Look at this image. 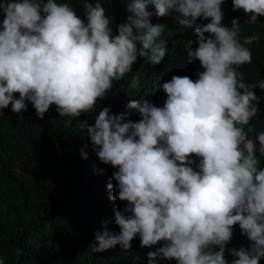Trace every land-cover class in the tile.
<instances>
[{
    "label": "clouds",
    "instance_id": "clouds-1",
    "mask_svg": "<svg viewBox=\"0 0 264 264\" xmlns=\"http://www.w3.org/2000/svg\"><path fill=\"white\" fill-rule=\"evenodd\" d=\"M224 2L131 0L127 22L114 34L101 0H83L86 20L68 2L0 0V116L9 105L22 113L29 101L40 119L52 105L60 117L79 118L92 112L114 81L133 71L138 57L160 64L168 51L161 39L166 25L150 22L148 4L158 17L175 10L182 28L195 26L198 47H189L188 54L203 69L197 79L173 75L156 83L167 95L163 106L130 100L127 107L139 110L138 121H125L103 107L94 125L81 122L99 161L117 169L112 174L117 183L107 184L109 199L127 202L115 210L119 232H110L104 221L92 252L117 244L131 249L139 235L141 248L164 242L147 253L149 264H156L157 257L178 264H229L226 245L238 224L250 247L230 249L231 264H259L264 258L259 158L264 157V131L249 136L254 131L250 122L260 111L261 97L254 89L264 90V79L247 83L238 70L252 63L248 45L260 36L241 39L238 19L225 25ZM232 3L233 11L250 16L244 23L256 24L264 16V0ZM201 17L209 22L198 23ZM142 76L140 71L132 76L129 95ZM86 147L80 148L85 159Z\"/></svg>",
    "mask_w": 264,
    "mask_h": 264
},
{
    "label": "trees",
    "instance_id": "trees-1",
    "mask_svg": "<svg viewBox=\"0 0 264 264\" xmlns=\"http://www.w3.org/2000/svg\"><path fill=\"white\" fill-rule=\"evenodd\" d=\"M68 2L77 15L86 20L83 0H57ZM95 2V0H91ZM105 14L111 19L114 34L117 26L127 22V7L131 0H101ZM147 11L153 24H164L166 28L161 39L166 41L167 53L158 65L138 57L133 71L119 82L105 98L98 100L92 112L82 113L79 118L60 117L56 106H50L40 119L31 102L27 110L15 113L11 105L3 109L0 116V258L5 264H149V251H155L164 242L149 247H140V237L132 240L131 249L125 250L117 244L104 252H92L95 233L107 229L118 233L115 224V210H123L126 201L109 199L107 184L117 182L112 178L116 168L103 164L93 151L90 137L81 122L94 125L95 116L103 107H110L113 114L123 115L125 121L141 119L138 109H130V100L145 101L163 106L167 95L156 83H164L173 75L198 78L203 71L200 62H192L188 48L198 47L195 26L182 28L171 10L169 15L158 17L155 6L148 4ZM225 13L223 23L231 26L234 19L240 25V37L258 33L260 39L248 47L252 51V63L238 70L244 73V81L256 83L264 79V16L256 24L244 23L250 16L243 10L233 11L232 0L222 5ZM4 16L0 13V22ZM207 23L202 17L197 21ZM205 35H208L207 33ZM191 42V44H189ZM137 71L143 73L140 86L131 89V78ZM261 97L259 114L249 126L254 131L250 137L264 131V90L256 87ZM15 96L18 98L19 93ZM248 126H245L247 130ZM87 145V159L80 154V148ZM259 157V153L257 152ZM264 167V157H259ZM198 164V160H197ZM196 167V165H193ZM118 194V190H117ZM250 247L247 236L239 225L234 226L233 238L226 245L225 257L231 264L235 259L229 251L232 248ZM218 250V249H217ZM156 264H178L175 259L156 258ZM259 264H264L261 258Z\"/></svg>",
    "mask_w": 264,
    "mask_h": 264
}]
</instances>
